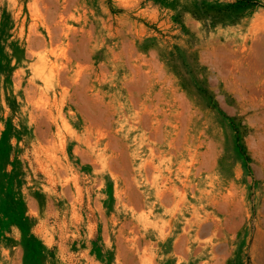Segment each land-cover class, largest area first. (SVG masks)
Wrapping results in <instances>:
<instances>
[{
	"label": "rangeland",
	"instance_id": "1",
	"mask_svg": "<svg viewBox=\"0 0 264 264\" xmlns=\"http://www.w3.org/2000/svg\"><path fill=\"white\" fill-rule=\"evenodd\" d=\"M0 264H264V0H0Z\"/></svg>",
	"mask_w": 264,
	"mask_h": 264
},
{
	"label": "trees",
	"instance_id": "2",
	"mask_svg": "<svg viewBox=\"0 0 264 264\" xmlns=\"http://www.w3.org/2000/svg\"><path fill=\"white\" fill-rule=\"evenodd\" d=\"M252 0H247V2H251ZM254 3H258V1H255ZM17 213V212H16ZM18 215H19V221L20 222H27L28 217L26 216V212L25 209L22 208V210H18ZM19 221L17 222V224L21 227V229L23 230V240H22V246L24 248L25 251L29 250V245L32 244H37L41 245L40 241L37 239V237L30 232L29 226L27 228H24L23 224L19 223Z\"/></svg>",
	"mask_w": 264,
	"mask_h": 264
}]
</instances>
